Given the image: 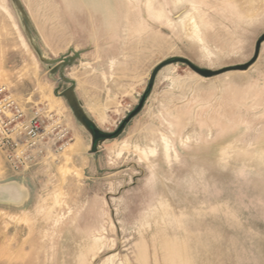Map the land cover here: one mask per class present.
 <instances>
[{
	"label": "rangeland",
	"instance_id": "1",
	"mask_svg": "<svg viewBox=\"0 0 264 264\" xmlns=\"http://www.w3.org/2000/svg\"><path fill=\"white\" fill-rule=\"evenodd\" d=\"M262 35L264 0H0V85L74 138L0 152V264H264Z\"/></svg>",
	"mask_w": 264,
	"mask_h": 264
},
{
	"label": "built area",
	"instance_id": "2",
	"mask_svg": "<svg viewBox=\"0 0 264 264\" xmlns=\"http://www.w3.org/2000/svg\"><path fill=\"white\" fill-rule=\"evenodd\" d=\"M72 139L70 127L55 110L28 107L7 85H0V152L13 170L57 159Z\"/></svg>",
	"mask_w": 264,
	"mask_h": 264
},
{
	"label": "water",
	"instance_id": "3",
	"mask_svg": "<svg viewBox=\"0 0 264 264\" xmlns=\"http://www.w3.org/2000/svg\"><path fill=\"white\" fill-rule=\"evenodd\" d=\"M264 41V35H262V37L258 40L257 42V46H256V55H255V59L257 58L258 54H259V51H260V47H261V44L263 43ZM254 59V60H255ZM180 61L182 62H187L190 64V66L195 69L197 72H199L200 74L202 75H205V76H211L213 74L212 71L210 70H206V69H200V68H197L195 67L194 65H192L188 60L186 59H180ZM250 64H247V65H244L242 67V69H246L249 67ZM163 65L159 66L157 68V70L154 72L153 74V78L155 77L156 73L158 72V70L162 67ZM153 80V79H152ZM143 105H144V99H142L141 103L136 107V109L125 119V121L122 123V125L119 127L118 131L117 132H114V133H107V132H104V131H101L100 129H98L95 125V123L89 119L88 117H86L85 115H82L81 116V120L83 122V124L85 125V127L90 131V133L92 134L93 136V144H95L96 142L100 141V140H103V139H109V138H113L115 134H117L119 131H121L125 124L127 122H129L134 116H136L140 111L141 109L143 108ZM9 191V190H8ZM10 196L13 198L15 197V193L14 192H9Z\"/></svg>",
	"mask_w": 264,
	"mask_h": 264
},
{
	"label": "crops",
	"instance_id": "4",
	"mask_svg": "<svg viewBox=\"0 0 264 264\" xmlns=\"http://www.w3.org/2000/svg\"><path fill=\"white\" fill-rule=\"evenodd\" d=\"M77 135L80 136V138H81V140H82L81 142H82V144H84V143H83V138L81 137V134H80L79 132H77ZM73 139H74V138H73Z\"/></svg>",
	"mask_w": 264,
	"mask_h": 264
},
{
	"label": "bare ground",
	"instance_id": "5",
	"mask_svg": "<svg viewBox=\"0 0 264 264\" xmlns=\"http://www.w3.org/2000/svg\"><path fill=\"white\" fill-rule=\"evenodd\" d=\"M26 197V195L24 194V192L21 194V199L22 198H25ZM163 218V217H162Z\"/></svg>",
	"mask_w": 264,
	"mask_h": 264
},
{
	"label": "trees",
	"instance_id": "6",
	"mask_svg": "<svg viewBox=\"0 0 264 264\" xmlns=\"http://www.w3.org/2000/svg\"><path fill=\"white\" fill-rule=\"evenodd\" d=\"M117 134H118V133H117ZM117 134H115L114 137H115Z\"/></svg>",
	"mask_w": 264,
	"mask_h": 264
}]
</instances>
